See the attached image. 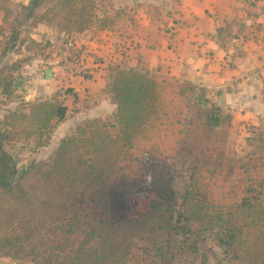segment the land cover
Returning <instances> with one entry per match:
<instances>
[{"label":"trees","instance_id":"1","mask_svg":"<svg viewBox=\"0 0 264 264\" xmlns=\"http://www.w3.org/2000/svg\"><path fill=\"white\" fill-rule=\"evenodd\" d=\"M106 1L31 0L24 9L32 27L46 23L75 41L121 17ZM7 19L0 26V257L31 264L135 258L136 264H210L207 253L215 247L223 264H264V125L250 127L241 153L230 156L232 115L204 87L112 65L106 91L114 112L77 123L46 160L19 168L11 149L49 145L69 116L61 97L70 90L28 101L17 92L23 66L48 55L42 41L23 36L21 23ZM167 91L176 100L171 108ZM145 165L160 200L146 215L123 220L116 192L142 190Z\"/></svg>","mask_w":264,"mask_h":264},{"label":"crops","instance_id":"2","mask_svg":"<svg viewBox=\"0 0 264 264\" xmlns=\"http://www.w3.org/2000/svg\"><path fill=\"white\" fill-rule=\"evenodd\" d=\"M123 1L122 6L143 7L133 21L121 15L110 29L75 36L79 59L88 72L72 75L65 87L70 92L61 98L69 116L56 127L61 132L66 127L58 141L77 123L114 112L106 91L112 65L145 69L160 81L204 87L216 105L230 112V132L240 135L241 141L250 127L264 125V1L253 6L249 0H180L170 3L173 10L166 13L158 11L156 0ZM30 3L0 0V26H6L8 17L7 22L21 23L23 36L38 42L62 37L46 23L31 26L24 9ZM47 59L37 56L17 75V92L25 100L59 93L62 55L53 52ZM47 68L52 69L51 79L46 78ZM70 119L73 122L68 123Z\"/></svg>","mask_w":264,"mask_h":264},{"label":"rangeland","instance_id":"3","mask_svg":"<svg viewBox=\"0 0 264 264\" xmlns=\"http://www.w3.org/2000/svg\"><path fill=\"white\" fill-rule=\"evenodd\" d=\"M153 1H155V0H153ZM156 1L159 3V5L157 7L158 11L163 10L166 13L168 11L171 12L173 10L170 7V3L171 4L172 3H178L180 0H173L172 2L170 0H156ZM240 1L245 2L246 0H240ZM249 1L252 3L253 6H256V5H259V3L261 4V2H263L264 0H249ZM125 2H127V1H125ZM122 3H124L123 0H107L106 2H104L103 5L106 6L107 10H111L110 8H112L114 11L115 10H121L122 16L126 15L128 18H130L129 20H131V21H133V18L136 16L138 11L143 9V7H141L140 5L136 8L135 7L130 8L126 5L122 6ZM129 3H131V2H129ZM142 6H144V5H142ZM47 61H48V59H47ZM49 62H51V61H49ZM46 64H47V66H49L48 63H46ZM30 70H32V69H30ZM86 71L88 72V69ZM63 73H64V76H63V78L60 79L61 80L60 81V88H59L60 91H63L66 89L65 87L68 86L69 81L71 79L70 77H72V75L75 74V73L73 74L72 72L67 71L66 69H63ZM75 75H78V74H75ZM167 81L171 82L172 80H167ZM38 87H39V90L41 91L42 90V84H38ZM60 91H59V93H60ZM166 95H167V98L169 99V108L175 106L176 100H175L174 94H170L167 91ZM85 116H87V115H84L83 117H85ZM70 118H72V117H70ZM67 122L70 123V122H73V120L70 119ZM65 129H66V127H64L62 129V132ZM62 132H61V130L59 131V129L55 130L53 135H52L50 144L47 145L46 147L38 150L37 152H31L29 149H25V148L22 149L20 146H17V148L11 149V152L17 158L18 167L21 168L24 164H26L28 161H30L32 159L46 160L50 156L52 151L54 150V148L58 142V139L62 135ZM215 138L216 137H213V139L211 140L212 143H213ZM240 143H241V136L240 135L238 136L236 133H233V134L231 133L229 136L228 146H227L229 149L228 154L230 156H232L234 154L241 153V148L238 146V144H240ZM146 145H148L147 147H149V148H153L154 147L153 146V140L150 141V143H147ZM142 187H143L142 190H131L129 188H126V191L129 192V195H128L129 197L127 200L128 204H127V206L123 207L122 209H120L118 211V215L121 219L126 220V221L138 219V218L147 214V212L149 211L151 203H153L156 200H160V197H159L160 194L158 191H155L154 177H153L151 170H149L148 165H145V172L142 174ZM120 191H125V189H121ZM144 247H146V244H144V243L139 244V250H140L141 254L143 252ZM203 249L207 250L208 247H204ZM207 256L209 257L210 264H223L222 262H220L221 255L219 254L217 248L212 247L209 250V252L207 253ZM135 259L131 260L128 264H136ZM0 264H31V262H22V261L13 260L11 258L0 257Z\"/></svg>","mask_w":264,"mask_h":264},{"label":"built area","instance_id":"4","mask_svg":"<svg viewBox=\"0 0 264 264\" xmlns=\"http://www.w3.org/2000/svg\"><path fill=\"white\" fill-rule=\"evenodd\" d=\"M42 42L47 55L53 52L62 55L63 61L59 64L62 69H66L67 71L78 75H84L87 73V69L83 66L79 59L80 57L75 41L72 39L65 40L62 37L58 39L47 37L44 38Z\"/></svg>","mask_w":264,"mask_h":264},{"label":"water","instance_id":"5","mask_svg":"<svg viewBox=\"0 0 264 264\" xmlns=\"http://www.w3.org/2000/svg\"><path fill=\"white\" fill-rule=\"evenodd\" d=\"M45 74H46V78L47 79H51L52 78V69L51 68H47L46 71H45ZM121 190V189H120ZM118 190L116 192V209L119 211L120 209H122L123 207L127 206L128 202V195H129V192L126 191H120ZM133 220H136V219H133ZM131 220V221H133Z\"/></svg>","mask_w":264,"mask_h":264}]
</instances>
